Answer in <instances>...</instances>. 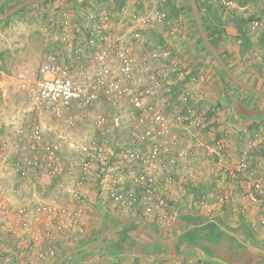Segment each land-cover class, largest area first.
Masks as SVG:
<instances>
[{
  "label": "rangeland",
  "instance_id": "374dc122",
  "mask_svg": "<svg viewBox=\"0 0 264 264\" xmlns=\"http://www.w3.org/2000/svg\"><path fill=\"white\" fill-rule=\"evenodd\" d=\"M21 1L23 0L18 2ZM127 1L123 7L118 8L115 0H87L78 4L75 0H52V6L49 9L51 13L47 12L48 9L41 6L42 4H34L0 21V208H5V215H9L8 219L18 218L21 224L22 217L18 212L21 207L46 201L56 204L58 209L48 215L40 216L41 219L38 222L44 226H46L45 222H51V227L47 226L44 229L46 231L44 236L47 234V238L53 239V236H57L56 234L64 235L66 231L72 232V237L81 233L83 221L92 217L90 211L86 209V204L92 205L93 201L98 205L113 203L115 207L125 209L127 212L138 213L147 218L157 217L161 220L171 217L174 214L173 208L182 202L186 203L193 213L204 216L221 215L228 222L235 224L238 220L244 219L251 232L257 238L264 240V223H261L263 214L261 210L249 203L244 191V178L236 173L234 165H231L233 161L236 162L245 156L249 167L251 164L250 169L256 173L264 172L262 169L264 167V120L253 126L241 125L242 123L238 122L239 125L221 110L214 114L211 108L210 111L206 109L208 102L204 103L206 101L205 93L202 92L204 87L211 88L213 96L210 104L213 107L218 102L217 96L221 91L217 75L219 78L221 76L227 79L218 69L216 62L212 59L211 66L215 69L214 71L209 66H201L203 64L201 58L199 66L204 67L205 70L200 68L202 72H199V69L193 73L191 72L193 69L189 71L187 67H190L191 60L197 61L199 57L197 59L193 53L189 54L186 47L185 51L177 52L162 37L164 31L167 37L174 35L176 23L170 19L173 17L169 18L165 9L158 7L154 0L150 2L145 0L146 3L139 0V5L135 9L131 7L132 4L126 7ZM254 1V3L248 1L243 9H240L238 0H235V6L230 9L223 7L219 0H204V4L216 8V12L224 22V28L226 25L229 28L233 27L231 22L233 18H242L245 22L244 29L254 43L258 40L259 33L258 30H252L250 24L252 20L260 18L258 17L260 11H264V2ZM133 5L135 6L136 3ZM174 9L175 6L171 10L173 14H176ZM122 10L128 14H131L129 11L132 10V13L149 18H156V12L165 14L163 22L150 19L144 28L137 27V29L141 30L142 36L147 38V44L150 47L148 51L158 47L167 50L171 59L178 60L183 71L185 68L186 72L197 78L192 94L195 95L193 105L197 113L206 117L197 124L193 120L189 124L176 122L177 126L172 125V131L178 139L177 145L169 152L174 162L165 164L156 172V191L149 211L141 202L133 203L127 208L116 204L110 190L112 178L120 177L121 182H127L125 174L130 170L138 169L137 163L125 156L124 149L131 148L137 152L146 149L145 144H139L137 133L140 129L134 127L133 110L126 100L111 102L102 98L93 106L71 112L70 117L74 118L70 124L65 119L54 121L51 114L42 105L37 104L29 92L39 65L49 53H58L74 67L79 65L84 70L91 68L88 61L90 50H83L79 59L74 56L73 48L77 43H81L83 37L81 33L75 36L72 34L70 46L62 41L60 16L63 12H70L71 16L73 14V24L82 28L85 22L84 17L88 12L107 11L118 21L117 12ZM260 28L261 26L258 29ZM125 29L119 26L120 34L131 35ZM201 46L206 51L204 46ZM249 54L250 60L256 63L264 62V54H255L254 45L250 48ZM187 77L182 76L177 84L172 86L168 95L155 99L156 103L163 105L166 115L170 118H175L178 110L183 109L184 104L179 99V89L188 80ZM232 85L238 88L233 83ZM209 112L212 113L211 116L208 115ZM113 115L120 117L121 128L111 129L103 134L101 118H104L106 122ZM33 119L41 120L46 124L43 139L59 146L58 155L63 166L61 177H49L43 173L38 181L22 179L16 172L13 162L14 150L20 149L18 146L24 132V124ZM92 143L100 144L105 150L101 157L97 156V159L90 162L87 179L77 188L75 183L82 174L80 164L86 158L80 146ZM180 152L183 154L178 155ZM103 179L105 181L102 182ZM127 185L125 183L122 187L126 188ZM87 189L92 198L86 192ZM126 190L138 192L134 186H129ZM62 208L66 210L65 213L59 211ZM77 209L81 212L75 223L69 214ZM34 226L37 225L31 224L27 229L18 226L8 233L12 232V235H15L20 230L25 231L24 235L26 232H38L36 234L40 237L41 228ZM35 248H32L31 253L36 252L39 260L50 257H39L41 251L52 249L55 254V248L52 247L37 246Z\"/></svg>",
  "mask_w": 264,
  "mask_h": 264
},
{
  "label": "built area",
  "instance_id": "2783aa9c",
  "mask_svg": "<svg viewBox=\"0 0 264 264\" xmlns=\"http://www.w3.org/2000/svg\"><path fill=\"white\" fill-rule=\"evenodd\" d=\"M226 9L235 6V0H219ZM118 21L114 15L107 11L88 12L84 17L83 27L73 24L70 12H63L60 16L62 41L71 45L72 34L81 33V43L73 48L75 58L79 59L83 50H90L88 61L90 70L75 67L58 53H49L38 67L37 75L29 91L37 104L42 105L51 114L54 121L65 119L71 123L74 117L71 112L93 106L100 99L111 102L126 100L132 108V122L137 133L139 144H145L146 149L139 152L125 148V156L137 163L136 171L125 174L127 182L121 178H112L110 190L112 199L124 208L133 203H143L147 210H151L152 198L155 195V174L159 168L167 163L174 162L169 153L178 139L172 131L176 122L197 124L206 117L197 113L194 97V86L197 78L180 67L178 60L171 59L169 52L161 47L141 54L147 38L142 36L141 30L150 19L163 22L165 14L156 12V18L142 15L128 14L122 10L117 12ZM263 25L261 20H252L251 29L256 30ZM119 26L125 27L130 36L120 34ZM169 63H166V62ZM188 80L179 89V99L183 102V109H179L175 118L166 115L163 105L156 103L155 99L168 95L172 86L182 76ZM23 87L25 85L22 84ZM194 101V102H193ZM72 116V115H71ZM102 133L111 129L121 128L122 121L119 116L113 115L105 122L101 118ZM173 122V123H172ZM69 124V125H70ZM46 124L41 120H30L23 126V134L19 142V150H14L13 162L20 178L40 180L46 173L49 177H61L63 166L58 155V144L43 139ZM80 150L85 152L86 158L80 164L82 174L76 181L78 188L87 179L90 162L101 157L104 147L100 144L81 145ZM82 152V153H83ZM183 153H178V155ZM234 171L244 178V191L249 203L261 210L264 223V172L256 173L250 169L247 158L242 156L233 161ZM264 170V167L262 168ZM104 178V176H103ZM105 181L104 179L102 182ZM127 183L134 186L138 192L128 191L122 187ZM139 193V194H138ZM58 206L46 202L34 203L21 207L18 212L22 217L21 226L27 229L31 224H38L40 216L48 215ZM65 213V209L59 210ZM80 209L70 212L75 223L80 216ZM54 250L41 251L39 257L53 256Z\"/></svg>",
  "mask_w": 264,
  "mask_h": 264
},
{
  "label": "crops",
  "instance_id": "0c3cea01",
  "mask_svg": "<svg viewBox=\"0 0 264 264\" xmlns=\"http://www.w3.org/2000/svg\"><path fill=\"white\" fill-rule=\"evenodd\" d=\"M18 1L0 0V14L19 3ZM80 1L82 0H75L77 4ZM146 1L142 0L143 3ZM150 1L153 0L148 2ZM154 1L158 7L165 9L169 18L170 16L174 18H170L171 21L176 23L173 36L167 37L165 31L162 34L163 39L169 43L166 44L179 53L181 50L185 51L186 47L189 54L193 53L197 59L199 57L197 61L191 60L188 70L193 69L191 70L193 73L199 69V72H202L205 70L204 67L209 66L215 71L211 66L212 57L199 42L187 0ZM197 2L205 6L204 0ZM127 3L126 7L132 4L131 7L135 9L139 5V0H128ZM51 6L52 3L48 2L45 8L50 9ZM173 6L176 14L171 10ZM246 6H240V9ZM131 11L129 13H132ZM258 17L260 18L257 19L264 23L262 19L264 11H260ZM263 28L262 25L260 29H256L259 34L258 40L253 43L255 54H264ZM214 32L217 31L210 30L212 37L217 34ZM237 36L234 23L230 28L226 25L222 37L215 43L216 49L238 78L264 93V62L256 63L250 60V51L241 52L236 41ZM130 37L133 42H137L133 36ZM148 48L150 47L146 43L141 54L148 52ZM201 58L203 60L201 66L204 67L199 66ZM217 79L221 91L217 96L218 102L213 107L210 104L213 96L211 88L206 86L202 91L203 94L205 93L204 103L208 102L206 109L210 111L211 108L214 114L221 110L236 123L241 122V125L253 126L264 120V100L254 97L243 89L235 88L230 80L221 76L219 78L218 75ZM218 89L220 90L219 87ZM86 192L92 198L88 189ZM86 209L90 211L92 217L83 221L81 233L72 237V232L66 231L64 235L56 234V237L49 239L47 234L44 236L46 232L44 229L47 226L51 227V222H45L46 226L41 223L33 224L42 229L39 232L40 237L36 234L38 232H26L24 235L25 231L21 232V230L15 235H12V232L9 234L8 232L16 227L20 228L21 224L18 218L8 219L9 215H5V208L1 207L0 264H249L255 259L254 256L264 257V240L257 238L251 232L244 219L238 220L235 224L228 222L221 215L204 216L193 213L186 203L180 202L173 208L174 214L163 220L127 212L125 209L115 207L113 203L98 205L93 201L92 205L86 204ZM37 246L55 248V254L45 260H39L36 252L31 253L32 248ZM240 258H242L241 262Z\"/></svg>",
  "mask_w": 264,
  "mask_h": 264
},
{
  "label": "trees",
  "instance_id": "16d2710c",
  "mask_svg": "<svg viewBox=\"0 0 264 264\" xmlns=\"http://www.w3.org/2000/svg\"><path fill=\"white\" fill-rule=\"evenodd\" d=\"M87 0H82L80 1V3H84L86 2ZM248 1L250 0H238V4L240 6H244L248 3ZM52 3V0H48L47 2H45L44 4H42L41 6H46L47 3ZM115 4L118 6V8H121L125 5V2L126 0H115ZM196 3L198 5V8H199V12H200V15H201V18H202V22H203V25H204V30L206 31V35L208 37V39L210 40L211 44L215 47L216 49V41L217 40H220V38L222 37V32L224 30V22L223 20L220 18V15L216 12V8H214V6L212 5H205L203 6V4H199L196 0ZM31 5H34V4H31ZM14 6V5H13ZM30 6V5H29ZM12 7V6H10ZM9 7V8H10ZM28 7V6H26ZM205 7V9H204ZM8 8V9H9ZM188 9L191 13V8H190V4H189V1H188ZM22 10V9H21ZM19 10V11H21ZM50 12V10L48 9L47 12ZM51 13V12H50ZM192 14V13H191ZM10 17V16H9ZM8 17V18H9ZM76 17V16H75ZM6 18V19H8ZM76 19H78L76 17ZM193 21H194V18L192 17ZM250 20V19H248ZM234 25L236 26V29H237V32H238V36H237V43H238V47L240 49L241 52H246V51H250V48H252L253 46V43L251 41V38L250 36L247 34V32L245 31L244 29V25H245V22L242 18H233L231 20ZM194 24H195V28H196V33L198 35V39H199V42L203 45L200 37H199V34H198V31H197V26H196V23L194 21ZM211 29H214L216 30L217 32H214V33H217L215 37H212L211 34H210V30ZM204 46V45H203ZM204 48L206 49V47L204 46ZM217 50V49H216ZM207 51V49H206ZM208 52V51H207ZM219 53V52H218ZM210 57V53H207ZM219 55L222 57V59L224 60V62L227 64V62L225 61V59L223 58V56L219 53ZM213 59V58H212ZM214 61V59H213ZM218 69L220 70V72L227 78V80H230L226 75L225 73L223 72V70L217 65ZM231 81V80H230ZM232 82V81H231ZM233 83V82H232ZM234 84V83H233ZM236 87H238L236 84H234ZM239 88V87H238ZM208 115H212L211 112H209ZM250 167H251V164H250Z\"/></svg>",
  "mask_w": 264,
  "mask_h": 264
},
{
  "label": "water",
  "instance_id": "95a60500",
  "mask_svg": "<svg viewBox=\"0 0 264 264\" xmlns=\"http://www.w3.org/2000/svg\"><path fill=\"white\" fill-rule=\"evenodd\" d=\"M48 0H23L14 6L10 7L8 10L0 14V21L5 20L12 14L18 12L19 10L23 9L26 6H29L31 4H44ZM191 13L194 18V21L197 26V31L199 34V37L203 43V45L206 47L208 53H210L211 57L214 59L216 64L223 70L225 75L234 83L236 84L240 89H243L247 91L249 94H252L255 97H258L262 100H264V93L256 89L255 87L247 84L246 82L242 81L236 74L228 67V65L224 62L222 57L219 55L218 51L215 49V47L211 44L210 40L208 39L206 35V31L204 30V25L202 22V18L199 12L198 5L196 3V0H189ZM263 245V244H262ZM261 250V249H260ZM259 250V251H260ZM261 252V251H260ZM254 260L251 261L249 264H264V257L254 256ZM242 261V258H240V262Z\"/></svg>",
  "mask_w": 264,
  "mask_h": 264
}]
</instances>
